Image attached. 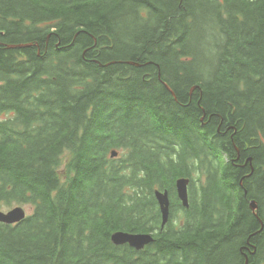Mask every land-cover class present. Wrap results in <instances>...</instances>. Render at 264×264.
I'll list each match as a JSON object with an SVG mask.
<instances>
[{
    "label": "trees",
    "instance_id": "1",
    "mask_svg": "<svg viewBox=\"0 0 264 264\" xmlns=\"http://www.w3.org/2000/svg\"><path fill=\"white\" fill-rule=\"evenodd\" d=\"M0 116V264H264V0H0Z\"/></svg>",
    "mask_w": 264,
    "mask_h": 264
},
{
    "label": "water",
    "instance_id": "2",
    "mask_svg": "<svg viewBox=\"0 0 264 264\" xmlns=\"http://www.w3.org/2000/svg\"><path fill=\"white\" fill-rule=\"evenodd\" d=\"M186 184L187 181L184 179H180L176 183V188L178 191V196L182 201V204L187 207V193H186ZM157 198L159 200L162 212V224L167 221L168 216V199L166 193L164 195H159L156 193ZM250 209L254 212L256 210L255 203H250ZM25 218L24 210L21 207L13 208L7 213L0 211V223L12 225L14 223H18ZM110 239L114 245H124L128 244L129 247L135 250H141L146 245H149L152 242V239L149 235L139 233L132 234L126 232H116L110 236Z\"/></svg>",
    "mask_w": 264,
    "mask_h": 264
},
{
    "label": "flooded vegetation",
    "instance_id": "3",
    "mask_svg": "<svg viewBox=\"0 0 264 264\" xmlns=\"http://www.w3.org/2000/svg\"><path fill=\"white\" fill-rule=\"evenodd\" d=\"M179 178H188L189 180H190V183H189V185H188V200H189V206L191 205V196H190V190L193 188L192 186H193V180L190 178V177H185V176H182V177H177L176 179H175V182H174V185H173V191H174V193L172 194V195H170V192L167 190V189H165V188H159V187H154L153 188V192H152V194H153V196H154V190H159V191H164V192H167L168 193V197H169V220H168V223H169V221L171 222L172 221V223H170V226H171V228L174 230V231H177V225H181V222H178V224L176 225V224H174L173 223V220H172V218H175L173 215H172V212H173V210H175V208L176 207H178L179 208V205H181V203H180V201H179V199H178V197H177V194H176V181L179 179ZM154 200H155V203H156V206H157V208H158V211H159V214H160V210H159V206H158V201H157V199L155 198V196H154ZM182 206V205H181ZM189 206H188V208H189ZM188 208H185V210H188ZM184 209V208H183ZM176 217H177V215H176ZM178 219L180 220V213H179V215H178ZM167 223V224H168ZM149 224H150V226H151V228L153 227L152 225H151V222H149ZM167 224H166V226H167ZM161 229H160V221H159V228L157 229V230H153V229H151L148 233H150L151 235H152V237L154 238V235L158 232V231H160Z\"/></svg>",
    "mask_w": 264,
    "mask_h": 264
},
{
    "label": "rangeland",
    "instance_id": "4",
    "mask_svg": "<svg viewBox=\"0 0 264 264\" xmlns=\"http://www.w3.org/2000/svg\"><path fill=\"white\" fill-rule=\"evenodd\" d=\"M25 46V45H24ZM27 46H29V44H27ZM48 53V52H47ZM4 116H0V119H2ZM65 158H67V155L65 156ZM64 158V159H65ZM63 164H65V163H63ZM255 203L254 201H251L250 203ZM249 203V204H250ZM255 205H256V203H255ZM13 206V205H12ZM11 206V207H12ZM17 206H21L23 209H24V211H26V213H27V215H29V213L31 212V209L33 210V207L31 206V207H29V206H27V205H23V204H19V205H17ZM10 208V207H9ZM249 208H250V205H249ZM1 210H5V209H1ZM251 210V209H250ZM252 211V210H251ZM256 211V210H255ZM254 211V212H255ZM253 212V211H252ZM246 260H247V257L245 256V263L244 264H246Z\"/></svg>",
    "mask_w": 264,
    "mask_h": 264
},
{
    "label": "bare ground",
    "instance_id": "5",
    "mask_svg": "<svg viewBox=\"0 0 264 264\" xmlns=\"http://www.w3.org/2000/svg\"><path fill=\"white\" fill-rule=\"evenodd\" d=\"M201 29V28H200ZM124 66V65H123ZM132 71V70H131ZM122 76V75H121ZM90 77V76H89ZM159 96V95H158ZM125 133H127V132H125ZM135 138V137H134ZM129 143V142H128ZM152 160H153V158H152ZM143 165V164H142ZM147 167V166H146ZM138 186V185H137ZM141 186V185H140ZM142 187V186H141ZM143 188V187H142ZM143 194V193H142ZM138 196V195H137ZM143 196V195H142ZM152 197V196H151ZM151 199V198H150ZM136 201H137V199H136ZM152 201V200H151ZM145 202H147V201H145ZM133 206V205H132ZM155 209V208H154ZM24 213H25V218L24 219H26L29 215H27V213H26V211H24ZM77 236V235H76ZM73 239H74V237H73ZM4 241V240H3ZM251 251V250H250ZM2 262V261H1ZM5 263H6V261H5Z\"/></svg>",
    "mask_w": 264,
    "mask_h": 264
}]
</instances>
